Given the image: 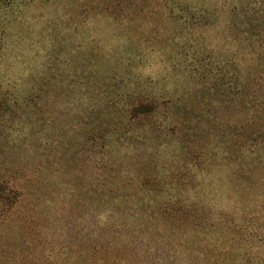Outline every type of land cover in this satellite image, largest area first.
<instances>
[{
    "label": "rangeland",
    "instance_id": "1",
    "mask_svg": "<svg viewBox=\"0 0 264 264\" xmlns=\"http://www.w3.org/2000/svg\"><path fill=\"white\" fill-rule=\"evenodd\" d=\"M252 1L209 0L219 8L215 24L193 34L165 8L157 13V3L123 2L137 11L122 23L97 1L1 5L0 175L21 180L23 196L15 216L0 218V264L63 246L79 260L87 233L110 218L134 235H156L170 225L157 228L155 217L174 204L190 205L197 230L177 227L169 242L139 248L181 252L166 261L173 264L191 249L202 263L211 252L214 263L264 264V5L243 15ZM233 19L239 25L226 29ZM205 45L238 62L241 78L234 61L224 87H211L208 72H198L197 87L167 70L172 59L187 60L182 51ZM147 96L159 99L157 128L128 123L133 103ZM168 96L178 100L164 117ZM98 129L106 135L90 139ZM201 162L210 165L201 170ZM175 209L166 215L180 221L186 213Z\"/></svg>",
    "mask_w": 264,
    "mask_h": 264
},
{
    "label": "trees",
    "instance_id": "2",
    "mask_svg": "<svg viewBox=\"0 0 264 264\" xmlns=\"http://www.w3.org/2000/svg\"><path fill=\"white\" fill-rule=\"evenodd\" d=\"M91 2H98L100 5H103V13H105L108 17L112 19H116L118 21H126L129 18V14L137 11L133 7L132 8H124L122 6L123 2L131 1L133 5H137V3L143 2L147 6L157 3L158 8H165V11L169 13V15H173L177 21L183 22L184 25L187 26V30L190 34H193L198 29L202 27H209L210 25L215 24V19L218 15L219 8L216 5L210 4L209 0H89ZM12 4V0H0V8L1 5H5L3 3ZM264 5V0H253L252 4L247 3L246 10H243V15L248 10L253 9L254 14L256 4ZM144 10V8H143ZM141 10L140 12H142ZM245 11V12H244ZM264 10L259 11L257 14L260 21L264 24ZM122 23V22H121ZM238 22L236 20H229L227 22L226 29H236L238 26ZM243 32V31H242ZM253 33V32H251ZM3 48V42L0 40V50ZM182 54L186 57V61L184 60L183 65L177 63L174 59H172L170 63V68L167 70L170 73L178 72L183 77L186 78V81L190 83V85L195 84L197 87L200 82H197L198 72H208V77H211L210 81L213 86H221L224 87L226 85V81L228 78L229 72L227 71L229 63L234 61L233 69L235 72L234 79L239 80L241 78V74L238 70V62H235L233 59H222L219 56V52L215 51L214 48H209V45H205V47L201 50H197L195 53H186L182 51ZM204 57V59L208 58L209 60H215L219 64L214 66V68H209L207 65H203L200 62V58ZM205 68V69H204ZM202 69H204L202 71ZM263 75V74H262ZM248 78V82H254L255 73H251L248 69L246 71L245 76ZM264 77V75H263ZM206 83L204 85L206 87ZM231 83V82H229ZM236 83V82H234ZM239 83V82H238ZM237 83V84H238ZM195 88V87H193ZM222 95V94H220ZM131 97V96H130ZM167 98L170 105V109L164 117L174 116L172 110V103H176L178 99L176 97ZM222 96H217V100ZM159 99L151 98V97H139L133 103L132 109L129 110L128 123L132 124L135 121L141 126H155L157 122L153 121L159 119ZM172 123V122H171ZM157 128V127H156ZM172 128V132L174 131ZM102 130V131H101ZM106 135V131L103 129H98L96 132H91L89 134L90 139L94 140L97 137H104ZM208 162H201V170L206 168ZM20 181L17 178H8L7 176L0 175V218H3V215L15 216L17 212H19L22 206V196L23 193L20 190ZM148 180H143V183H146ZM145 185V184H144ZM142 187H144L142 185ZM175 207V214L177 213H186L180 221L176 220L173 215H166V210ZM164 213V214H163ZM163 213L155 217L157 220V228L160 225H170L169 229H165L161 233H156V235L152 236H139L138 234L129 233L127 230L129 228V224L127 222L121 223L120 225H116L114 220L110 218L109 220H105L100 222L95 226L96 233L93 235L91 233H87V250H76L75 256L79 258V260H74L72 258V253L74 252L72 248L66 249V246L61 247L59 250L48 251L47 254H43L42 256H31L28 254L22 255H13L7 256L6 259L10 264H173L167 263L171 259L176 260L179 258L182 253L171 250L159 251L154 250L153 246H150L149 249H141L139 245H142V242L149 243H167L170 239L174 238L175 230L178 228H192L197 230L199 224L195 220V216L193 214L194 210L190 208V205L182 206L181 204H174L170 207H166L163 210ZM205 220V219H204ZM12 221V220H11ZM9 221V222H11ZM179 222L180 224L178 225ZM177 223V224H176ZM207 223V222H205ZM208 225V224H207ZM119 227L122 230H118ZM88 231V229H87ZM142 237V239H140ZM176 241L180 243H189L190 240L185 239V236H180L179 240L176 238ZM65 245V244H64ZM49 246V245H48ZM67 250H70L69 252ZM72 252V253H70ZM185 253V251H184ZM229 253V254H228ZM188 254V255H187ZM185 254L186 262L180 264H191L190 260L199 259L197 264H219L212 262L214 259V255L211 252H207L204 255V260L206 263H202L203 261L199 258L201 257V253L197 252L195 249H191L188 253ZM229 259L235 258L234 254L230 252L225 253ZM246 260L248 256H244V252H240L239 257ZM167 261V262H166Z\"/></svg>",
    "mask_w": 264,
    "mask_h": 264
}]
</instances>
